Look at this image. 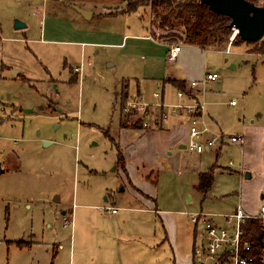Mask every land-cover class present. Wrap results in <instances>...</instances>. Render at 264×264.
I'll use <instances>...</instances> for the list:
<instances>
[{"label":"crops","instance_id":"0c3cea01","mask_svg":"<svg viewBox=\"0 0 264 264\" xmlns=\"http://www.w3.org/2000/svg\"><path fill=\"white\" fill-rule=\"evenodd\" d=\"M39 1L17 0L16 4L21 6L10 9L11 3L0 0V4L7 7L6 14L0 12L1 36L2 27H7L13 34L19 35L21 34L19 30L33 29L39 24L41 37L30 40L26 38V41L48 42L54 46L65 47L66 58L68 60L72 58V62H69L70 68L77 74L78 81L83 79L87 65H92V56H87L92 50L99 55L102 49L121 50L129 56L126 67L130 71L128 75L132 83L126 79L119 81L121 90L115 100V106L119 107L122 115L119 138H110L117 151L113 170L117 175L110 179L108 171L97 172L98 170L93 168L91 170L88 165L86 166L87 173L91 172L90 175L96 172V175L108 177L106 192L111 190L109 197L102 204L89 186L81 193L77 189L71 202L72 206L62 205L63 229L70 228L69 238L65 236L66 231L59 229L56 232L61 238L54 234L51 239L40 240L37 234L33 233L28 240L22 239L29 245L24 248L8 243L6 250V245L2 242L0 264H197L198 258L195 253L204 242V233L201 227L189 222L190 225L189 220L182 217L190 211L188 209L192 206L194 196L186 194L183 199L174 197L169 204L171 208L160 207V201H167V197L162 194L163 186L160 184L159 171L163 167L161 162L171 154L169 149L173 153L177 148L187 149L191 115L184 108L179 109L176 114H171L170 108L162 109L156 106V103L162 101L169 105L192 104L205 100L209 104L199 117L201 125L208 126L210 135H226L224 124L222 125L223 112L220 100L212 101L214 95L220 94L212 95L217 92H208L200 87L199 91L180 98L178 91L188 87L187 77L202 81L207 72L215 71L208 65V51L218 56L223 55L225 58L233 54L234 46L227 52L220 48L202 50L182 43L178 59L171 63L168 61L171 43L150 33L149 28L147 29L143 23L144 16H141V10L126 12L127 0H41L40 3ZM258 5H264V0L259 1ZM78 8L91 12V16L86 17ZM134 14L141 16L140 19L133 17ZM16 19L26 23V26L16 29ZM245 48L244 44L243 52H235L234 59L229 56L225 58V61L232 62L229 68L238 69L249 62L246 60ZM246 53L256 58L254 67L261 61L264 64V54ZM74 55L77 59L80 57V65L72 64L75 62ZM113 56L112 54L106 56L110 67L116 66V61L110 60ZM176 65L182 68L174 71L173 67ZM53 80L54 78L51 82ZM222 81L223 76L218 82ZM125 85L128 87L127 102L137 100L151 105L149 109L151 115L148 118L143 113L126 112L125 107L122 108V90ZM233 85L237 91H243V81L240 79L233 80ZM157 91L161 92L159 97L156 96ZM245 93L246 91L242 95ZM54 104L57 107V104ZM164 112H168L169 117L160 121L159 116ZM256 115L259 119L250 120V124L244 126L243 133L239 134L245 137V144L243 147L240 146L242 155L239 167L250 170L251 178L250 180L246 178L247 183H242L243 189L241 193H237L238 201L232 208H220L215 213L232 212L241 204L248 212L257 214L259 207L264 205V119L260 113ZM144 120L150 122L149 127H144ZM79 123L84 122L81 120ZM44 142L46 146L68 144L55 139ZM221 146V148L217 146V152H222L228 145ZM210 151L212 149L199 154ZM119 153L122 155L121 160ZM214 156L216 163L203 173L213 168L215 173L221 155ZM60 161H63L62 157ZM201 176L202 174L198 186L204 192L201 188ZM252 181L254 183H251ZM115 188L116 193L112 191ZM224 200L221 199L219 202L223 203ZM54 201L59 202L60 198L57 197ZM38 204L43 206L44 211L52 207L50 202ZM104 204L108 207H117L118 213L111 214L104 210L109 215L106 216L107 214L100 211L101 205ZM178 205L186 208V211L175 210ZM201 210L204 211V208ZM211 211L215 210L208 212ZM47 213L48 217L52 216L51 211L46 212L45 217ZM70 215H73V223L66 225L65 217ZM47 227L52 230L53 224L48 222ZM5 242L7 243V240Z\"/></svg>","mask_w":264,"mask_h":264},{"label":"rangeland","instance_id":"374dc122","mask_svg":"<svg viewBox=\"0 0 264 264\" xmlns=\"http://www.w3.org/2000/svg\"><path fill=\"white\" fill-rule=\"evenodd\" d=\"M7 1L11 3L10 9L21 6L16 4L17 0ZM138 10H141L143 23L150 33L157 38L165 35L167 38L163 39L171 45L184 43V31L167 33L160 30L150 7ZM0 12L6 14L7 7L0 4ZM141 16L133 15L138 19ZM2 28L0 163L6 172L0 174V244L4 242L7 250L8 243L16 244L13 240H28L33 233L40 240L51 239L54 234L61 238L56 231L62 230L64 225L62 205L72 206L77 189L81 193L89 186L102 204L109 197L111 190L106 192L107 179L117 175L113 171L117 151L110 138H119L122 118L119 107L115 106L117 93L121 90V83L118 82L126 79L132 83V79L126 67L129 56L121 50L107 48L102 49L100 55L94 50L87 55L92 56L93 62L92 65H87L80 84L77 74L70 68L72 58H66L65 47L48 42L26 41V38L30 40L41 37L39 24L33 29L19 30V35L13 34L7 27ZM231 35L228 44L231 42ZM243 46L244 44L235 45L233 54L228 56L234 59L235 52L242 51ZM245 46L246 52L250 48H256L254 45ZM246 52V60L249 62L232 70L229 68L232 62L225 61L228 56L224 58L223 55L218 56L208 51V65L221 73L223 81L212 83V88L205 91L217 92L212 95L220 94L214 95L212 101L220 100L226 137L242 134L244 126L250 124V120L259 119L256 115L258 113L264 119V64L261 61L254 67L256 58ZM108 54L114 55L110 60L116 61L115 67H110L106 61ZM79 59L74 55L75 62L72 64L80 65ZM218 64L224 68L217 66ZM181 68L178 65L173 67L174 71ZM15 70L21 73L15 76ZM187 78L188 82L194 80ZM235 79L243 81V91H237L233 85ZM244 91L246 93L242 95ZM232 100L236 101L235 105H230ZM203 102L207 108L209 103L205 100ZM81 120L84 123H79ZM48 139L68 144L46 146L44 141ZM223 145L228 146L222 152H217V147H214L212 151L203 154L188 148H177L174 153L169 149L171 154L162 160L164 168L161 167L159 171L162 194L167 197L166 202L160 201V207L171 208L169 204L174 197L183 199L186 194L193 195L192 206L188 209L190 211L185 213L187 216H182L191 224L190 214L201 212L202 207L205 212L215 210L211 213L220 208H232L238 201L237 193H241L243 189L242 183H247L246 173L251 171L239 167L242 155L240 145L230 142ZM219 147H222L221 144ZM216 154L221 156L215 169L214 183L211 189L202 192L198 186L200 175L216 163ZM60 157L63 161H60ZM87 165L91 170H98L97 172L108 171L109 176L96 175V172L90 175L91 172L87 173ZM112 191L116 193L117 190L115 188ZM57 197L60 198L59 202L54 201ZM221 199H225L223 203L219 202ZM40 202L52 203L51 209L44 211L43 206L38 204ZM74 206L76 207L75 204ZM175 208L186 211L180 205ZM51 211V217H48V213L44 216ZM100 211L107 214L102 209ZM48 222L53 224L52 230L48 229ZM63 230L66 231V238H69L70 228Z\"/></svg>","mask_w":264,"mask_h":264},{"label":"built area","instance_id":"2783aa9c","mask_svg":"<svg viewBox=\"0 0 264 264\" xmlns=\"http://www.w3.org/2000/svg\"><path fill=\"white\" fill-rule=\"evenodd\" d=\"M237 35L236 30L231 37V42L227 48V52L231 51V43ZM181 52V44L174 43L171 45L168 53V61L175 62ZM79 70V69H78ZM222 80L219 72L209 71L206 73L202 81L192 80L188 82V87L178 91L180 98L186 97L188 94L199 91L200 87L204 89L210 88L212 83ZM159 97L160 93H156ZM236 101L232 100L230 105H235ZM156 106L160 108H170L171 114L178 113L179 109L184 108L191 115V123L189 128V139L187 148L190 151L202 153L205 150L223 145L225 142L238 144L241 147L245 144V137L243 135H235L226 137L225 135H210V129L204 124L201 125L200 116L204 113L205 103L192 104H174L169 105L165 102H158ZM151 105L147 102L130 100L125 106L126 112L143 113L146 118L151 115ZM168 112L161 113L160 121L167 120ZM144 127H149L150 122L144 120ZM232 165V161L230 163ZM103 210L111 214H117L119 209L117 207L102 206ZM190 219L196 227H201L204 233V242L196 250L197 264H251L255 261L253 255L254 242L245 239L244 224L249 219H257L260 222V227L264 233V205H261L257 214L248 212L239 204L231 213L219 214L211 212H195L190 214ZM73 223V215L65 217V224L71 225Z\"/></svg>","mask_w":264,"mask_h":264},{"label":"trees","instance_id":"16d2710c","mask_svg":"<svg viewBox=\"0 0 264 264\" xmlns=\"http://www.w3.org/2000/svg\"><path fill=\"white\" fill-rule=\"evenodd\" d=\"M258 4V0H250ZM126 12H136L141 7H150L153 18L156 19L160 30L174 32L182 30L185 33L184 44L196 46L202 50L220 48L227 50L228 40L234 30L230 27L231 18L210 9L201 0H127ZM232 36V35H231ZM160 38H167L162 35ZM2 41L0 30V42ZM248 44L256 46L250 48V53L264 54V37L259 41H244L237 34L231 43L235 45ZM227 45V46H226ZM226 46V47H225ZM225 47V48H224ZM122 108L124 109L128 98V87L123 86ZM122 159L119 153V160ZM201 188L204 192L211 189L214 183L213 169L201 176ZM245 239L254 242L253 255L255 261L251 264H264V233L257 219H249L244 224ZM18 247L29 246L27 242H15Z\"/></svg>","mask_w":264,"mask_h":264},{"label":"water","instance_id":"95a60500","mask_svg":"<svg viewBox=\"0 0 264 264\" xmlns=\"http://www.w3.org/2000/svg\"><path fill=\"white\" fill-rule=\"evenodd\" d=\"M202 4H206L211 10L227 15L231 18L230 27L236 30L237 34L244 41H259L264 37V5H258L250 0H201ZM86 17L91 16V12L79 9ZM26 26V23L16 19L15 28L20 29ZM21 71L15 70L14 75L17 76ZM185 147V145L183 146ZM4 170L0 163V174ZM246 178H251L248 172Z\"/></svg>","mask_w":264,"mask_h":264}]
</instances>
